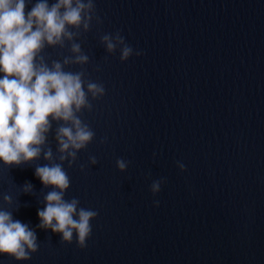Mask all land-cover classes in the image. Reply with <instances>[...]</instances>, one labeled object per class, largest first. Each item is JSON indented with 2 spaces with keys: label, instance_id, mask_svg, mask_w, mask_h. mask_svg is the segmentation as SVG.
Returning a JSON list of instances; mask_svg holds the SVG:
<instances>
[{
  "label": "water",
  "instance_id": "95a60500",
  "mask_svg": "<svg viewBox=\"0 0 264 264\" xmlns=\"http://www.w3.org/2000/svg\"><path fill=\"white\" fill-rule=\"evenodd\" d=\"M96 9L103 23L77 42L90 57L87 78L105 95L81 115L94 140L64 164L65 199L98 211L92 234L80 248L75 235L67 243L36 228L51 188L35 166L48 161L0 162V207L39 243L30 259L0 254V264H264V0H96ZM117 29L143 54L122 62L119 50L107 53L99 37ZM117 158L131 162L125 171ZM161 178L154 196L150 185ZM25 182L33 194L22 192Z\"/></svg>",
  "mask_w": 264,
  "mask_h": 264
},
{
  "label": "clouds",
  "instance_id": "9594fccd",
  "mask_svg": "<svg viewBox=\"0 0 264 264\" xmlns=\"http://www.w3.org/2000/svg\"><path fill=\"white\" fill-rule=\"evenodd\" d=\"M28 4L32 5L30 10H26ZM94 23H103L96 0H0V162L11 168L41 157L48 161L35 166V176L44 188H51L43 196L45 206L37 210L40 223L36 228L51 229L67 243H72L75 235L80 248L87 246L91 221L98 211L80 206L76 197L65 199L71 179L64 164L67 162L71 168L78 160V152L94 140L95 132L81 115L93 110L92 100L105 95L103 83L87 78L83 66L90 57L77 42ZM99 40L107 53L119 50L122 62L143 54L126 42L119 29L100 35ZM49 47H67L71 55L51 59L45 52ZM70 65H80L81 69L65 70ZM96 70H100L99 66ZM51 133L55 153L49 141ZM106 141L103 137L99 142ZM88 161L90 165L98 163L95 155H90ZM130 163L123 158L116 160L122 172ZM177 166L185 169L180 161ZM79 167L84 171L86 165ZM164 182L161 178L151 183L154 196ZM20 187L23 193H34L30 182ZM2 199L6 205L13 204L9 194H3ZM154 204L158 206L159 201ZM38 249L36 230L14 219L13 211L0 207V254L24 261Z\"/></svg>",
  "mask_w": 264,
  "mask_h": 264
}]
</instances>
